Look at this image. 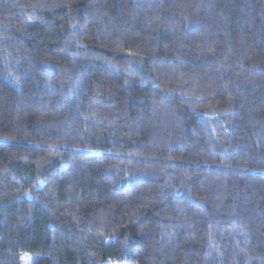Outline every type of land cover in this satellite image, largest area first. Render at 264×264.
I'll return each mask as SVG.
<instances>
[{
	"label": "trees",
	"instance_id": "1",
	"mask_svg": "<svg viewBox=\"0 0 264 264\" xmlns=\"http://www.w3.org/2000/svg\"><path fill=\"white\" fill-rule=\"evenodd\" d=\"M264 264V0H0V264Z\"/></svg>",
	"mask_w": 264,
	"mask_h": 264
},
{
	"label": "rangeland",
	"instance_id": "2",
	"mask_svg": "<svg viewBox=\"0 0 264 264\" xmlns=\"http://www.w3.org/2000/svg\"><path fill=\"white\" fill-rule=\"evenodd\" d=\"M33 256L25 254L21 257V264H31Z\"/></svg>",
	"mask_w": 264,
	"mask_h": 264
}]
</instances>
